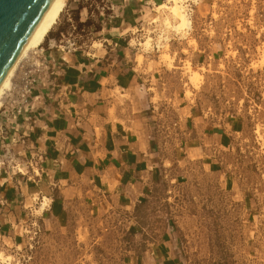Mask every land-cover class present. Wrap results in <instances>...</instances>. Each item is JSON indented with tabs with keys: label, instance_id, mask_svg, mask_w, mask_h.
I'll return each instance as SVG.
<instances>
[{
	"label": "rangeland",
	"instance_id": "1",
	"mask_svg": "<svg viewBox=\"0 0 264 264\" xmlns=\"http://www.w3.org/2000/svg\"><path fill=\"white\" fill-rule=\"evenodd\" d=\"M172 5L152 6L154 19L136 31L132 47L181 68L187 98L206 115L238 119L231 144L205 164L174 163L136 208L103 212L80 201L57 208L42 226L48 202L35 199L20 244L2 252L0 264H135L167 231L183 264H264V0H182L192 28L181 32ZM111 8L112 0H71L40 47L83 54L102 40ZM17 81L20 69L4 105Z\"/></svg>",
	"mask_w": 264,
	"mask_h": 264
},
{
	"label": "crops",
	"instance_id": "2",
	"mask_svg": "<svg viewBox=\"0 0 264 264\" xmlns=\"http://www.w3.org/2000/svg\"><path fill=\"white\" fill-rule=\"evenodd\" d=\"M158 3L112 0L97 47L83 54L43 48L47 64L21 113L9 101L3 106L0 254L20 244L35 199L48 202L42 226L57 208L80 201L103 212L136 208L174 163L205 164L231 144L238 119L209 117L187 98L181 68L169 70L133 49ZM6 152L15 166L3 164ZM166 234L135 264H183L173 232Z\"/></svg>",
	"mask_w": 264,
	"mask_h": 264
},
{
	"label": "water",
	"instance_id": "3",
	"mask_svg": "<svg viewBox=\"0 0 264 264\" xmlns=\"http://www.w3.org/2000/svg\"><path fill=\"white\" fill-rule=\"evenodd\" d=\"M56 0H0V88Z\"/></svg>",
	"mask_w": 264,
	"mask_h": 264
},
{
	"label": "bare ground",
	"instance_id": "4",
	"mask_svg": "<svg viewBox=\"0 0 264 264\" xmlns=\"http://www.w3.org/2000/svg\"><path fill=\"white\" fill-rule=\"evenodd\" d=\"M182 0H170L173 3L172 7H168L167 9L170 13L179 20V23L173 27L174 31L181 32L183 30H191L192 22L189 18V15L183 10V7L180 6ZM71 0H56L53 6L50 8L49 12L45 16L43 22L41 23L40 27L38 28L37 32L35 33L34 37L24 50L23 54L20 56L14 67L12 68L11 72L9 73L8 77L6 78L5 82L3 83L2 87L0 88V111L4 106L5 97L7 95V91L11 86L12 80L19 69H21V63L27 58V56L32 52L34 53L41 45L46 41L48 35L53 30L54 26L58 23L62 13L65 11L67 6L70 4ZM183 3V2H182ZM167 5V4H166ZM166 9L165 5H162L158 8V10ZM159 12V11H158ZM157 22V21H154ZM150 41V40H149ZM149 41L143 43L142 45L148 48ZM31 53V54H32ZM30 54V56H31ZM30 58H27L28 60ZM25 60V61H26ZM165 60H171L168 55L165 56ZM24 63V62H23ZM22 63V64H23ZM21 65V67H20ZM189 72H191V66L187 67ZM191 79H198L197 75L194 74L191 76ZM16 85V83H15ZM9 99V97H7ZM9 101V100H8ZM45 206V204H44ZM41 208V207H40ZM43 208V207H42ZM45 209V208H44ZM43 213V212H42Z\"/></svg>",
	"mask_w": 264,
	"mask_h": 264
},
{
	"label": "built area",
	"instance_id": "5",
	"mask_svg": "<svg viewBox=\"0 0 264 264\" xmlns=\"http://www.w3.org/2000/svg\"><path fill=\"white\" fill-rule=\"evenodd\" d=\"M151 24H154V22ZM46 64L47 61L44 58V50L41 47L31 54L30 59L23 63L20 69V81L16 82L13 88V94L9 96L11 110L18 114L21 113V109L24 107L27 98L31 95L32 89L37 79L43 73ZM3 160V164L12 163L15 166V159L10 152H6Z\"/></svg>",
	"mask_w": 264,
	"mask_h": 264
}]
</instances>
